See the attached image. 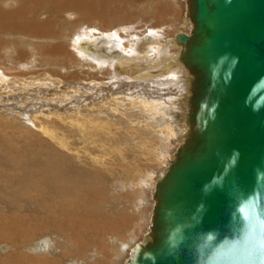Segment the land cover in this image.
I'll return each instance as SVG.
<instances>
[{
	"label": "rangeland",
	"instance_id": "obj_1",
	"mask_svg": "<svg viewBox=\"0 0 264 264\" xmlns=\"http://www.w3.org/2000/svg\"><path fill=\"white\" fill-rule=\"evenodd\" d=\"M17 2L7 0L1 9L14 10ZM183 2L88 0L97 9L121 6L120 14L131 16L118 21L110 11L99 18L113 27L124 26L111 28L122 37H117L119 51L99 41L85 43L86 51L94 54L102 48L108 58L118 60L123 71L110 69L120 72L118 77L108 74L109 68L81 66L71 57H42V48L57 46L76 56L72 42L79 30L96 28L95 39L105 33L97 30L98 20L79 27L81 16L75 9L62 8V26L53 27L56 36L0 37L5 44L0 42L5 80L0 86V264H126L149 229V191L155 190L179 146L164 144L158 133L166 124L163 117L153 109L142 112L140 106L156 100L185 106L188 78L166 86L151 79L137 83L142 71L159 59L147 56L153 51L149 45L145 53L124 46L133 44L136 34L142 41L158 27L170 37L178 18L188 15ZM50 11L41 10L36 21L52 20ZM125 30L133 34L130 39ZM167 56L172 52L160 57ZM12 230L16 232L8 235Z\"/></svg>",
	"mask_w": 264,
	"mask_h": 264
},
{
	"label": "water",
	"instance_id": "obj_2",
	"mask_svg": "<svg viewBox=\"0 0 264 264\" xmlns=\"http://www.w3.org/2000/svg\"><path fill=\"white\" fill-rule=\"evenodd\" d=\"M188 1L191 130L127 264H264V0Z\"/></svg>",
	"mask_w": 264,
	"mask_h": 264
},
{
	"label": "bare ground",
	"instance_id": "obj_3",
	"mask_svg": "<svg viewBox=\"0 0 264 264\" xmlns=\"http://www.w3.org/2000/svg\"><path fill=\"white\" fill-rule=\"evenodd\" d=\"M17 1H18L17 6L14 8V10H9V12H7L6 10L1 9V6L4 5L5 2H7V0H0V37L5 36V35H20V36L29 35V38H37V39L42 40V38L46 39L52 36H56L57 34L53 32V27L57 23H58L59 28H60V25L62 26V22H61L62 8L67 7L69 9H75L78 15L81 16L79 23H76L79 27H82L84 23H87V22L95 24L93 23V21L98 20L97 22H102V23L96 22L98 26L97 30L103 29L105 33L100 32L99 38L95 39L96 37L94 38L93 36L95 35L94 31L96 30V28L95 30L83 29V30H86L84 33H83V30L82 31L79 30V32L75 31L77 33L76 34L74 33V34L77 35V38H75L72 43H73V48L75 49L74 52L76 53V56L72 57V52L71 53L68 52L67 47L57 46L56 48H54L55 50L51 48H45V49L42 48L43 50V53L41 54L42 57H47L48 59L55 57V59L59 58L62 60H68L71 57V59L72 58L73 60L75 59V61L79 63L81 66H87L90 68L94 67L96 69H103V70L104 68L105 69L109 68L108 74L113 75V77L121 76L120 72L110 70L112 67H114V68L119 69V71H123V68L121 67L117 59H112V58L107 57L109 54L108 51L105 52L104 49L99 48L98 51L92 54L91 52L85 50L86 48L85 43L96 44L97 43L96 41L101 42L103 47L108 48L111 51L120 50V47L118 44V38H122V37H118L117 36L118 31H113L111 28H124V26L118 25L117 27H113L109 23L108 24L104 23L106 22V19L105 21H102L101 19L99 20V18H101L103 14L110 13L111 10L103 9L100 7H99L100 9L93 8L92 5L88 4V0H17ZM179 1H180L179 4L184 3L183 0H179ZM185 1H186L185 6L187 7L188 15L180 16L178 18V28L175 27L176 29L174 28L172 29V31L170 32L171 33L170 37H167V35L165 36V34L169 33L168 30H162L159 27L158 29L156 27L157 29H154L155 30L154 34L152 33L151 36L149 37L144 35V38L142 41L139 40V38L137 37V34L135 35L136 37L134 36L132 42L134 43L137 42L138 44H142V46L139 45L137 47V45L134 43L131 45L130 43H128L124 47L132 48V49L138 48L140 51L142 50V52L145 53L146 52L145 49L149 45V47L153 51L152 52L150 51V53H148L147 56L149 57L154 56L155 59H159L158 63L151 65V67L147 69L146 71H142L140 76L144 75V77L138 78L137 83L140 81L146 82L151 79V81L155 82L156 85L159 84V85L164 86L165 84H174L176 81H184L185 79L187 80L188 78L187 98H189L191 96V92H190L191 79L190 78H194V76L191 74L189 68L186 66V63L190 61L189 58L191 57V54L188 52L189 50L184 53L183 51H185V46L181 42L177 41L178 35L191 36L192 29L194 28V24L190 18L191 16L189 15V12H190L189 11V8H190L189 1L188 0H185ZM49 7L51 8V11L48 12V14L50 17H52V20H45L44 22H41V23L37 22L36 16L40 13V11L48 10ZM120 7L118 5L115 6L114 9L111 11V13H113L111 15L113 17L115 16L114 19L118 21H123V20H126L127 17H129L130 15L129 16L121 15ZM155 12H156V9L153 8L152 13H155ZM118 13L120 14L119 17L116 16ZM66 14H68V12H66ZM111 19L108 17V20H111ZM80 22H83V23H80ZM74 34H72V36ZM132 35H133L132 33H129L126 30L124 31V36L127 37V39H130L129 37H131ZM147 38H149V40H147ZM2 41L3 40H1L0 42H1V45L3 46L4 43ZM144 44H147V45H144ZM155 50H157V52ZM168 50L172 52V56H170L169 58L168 56L164 58L160 57L163 55H167ZM37 53L38 52H36V54ZM185 56H188L187 60L184 59ZM26 57H27V53H26ZM0 71H2L1 67H0ZM4 82L5 80L2 78L0 74V86L3 85ZM22 85H23V82H22ZM130 90L131 89H127V92ZM136 92L138 94L140 93L139 91H135V93ZM117 99L119 98L117 97ZM135 102H136L135 99L134 100L130 99V103L137 104ZM155 102L149 103V105H145L144 103H141L140 110L142 112H145L146 110L153 109L152 111L156 113V116L163 117L161 118L166 124L163 123L164 126L158 130V133L162 135L161 140L164 141V144H168L170 146L177 143L179 145L178 148L176 147L178 150L180 146H182L185 143L186 137L190 133V130H191L190 125L187 123L188 114L191 108L188 102V99L183 103L185 104V106L183 107L181 106L182 104L181 105L179 104L178 106H174V107H171L170 105H166L165 102H164L165 104L164 103L161 104V102H163L162 100L160 101L156 100ZM135 106L136 105H133L132 107H135ZM39 128L43 130L44 132L46 130L45 127H43L42 125H40ZM177 150L173 156V159L169 162V165L175 159ZM154 152L159 153L156 150H154ZM154 193H155V190L154 191L150 190L149 191L150 196L148 195L150 197V203H152L151 205L152 210L149 215L150 217V225H148L149 229L145 232L146 234L145 233L142 234L140 241L133 247V249L138 245H145L147 242L151 240L149 234H150L151 227L153 224V209L156 204V201L154 199ZM14 224L16 225V223ZM15 232L16 230H12V232L9 231L8 235H10L11 233H15ZM147 234L148 236L144 237ZM27 235L29 236L30 234H27ZM23 237L25 238V236ZM131 252L132 251L129 252V258L131 256ZM129 258L127 259V262Z\"/></svg>",
	"mask_w": 264,
	"mask_h": 264
},
{
	"label": "clouds",
	"instance_id": "obj_4",
	"mask_svg": "<svg viewBox=\"0 0 264 264\" xmlns=\"http://www.w3.org/2000/svg\"><path fill=\"white\" fill-rule=\"evenodd\" d=\"M256 258H259V250H258V254H257V257Z\"/></svg>",
	"mask_w": 264,
	"mask_h": 264
}]
</instances>
